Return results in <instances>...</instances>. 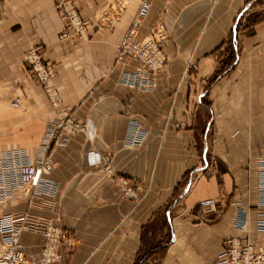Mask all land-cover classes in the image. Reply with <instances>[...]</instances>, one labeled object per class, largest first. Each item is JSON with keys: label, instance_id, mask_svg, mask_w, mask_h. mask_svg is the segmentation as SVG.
Masks as SVG:
<instances>
[{"label": "crops", "instance_id": "obj_1", "mask_svg": "<svg viewBox=\"0 0 264 264\" xmlns=\"http://www.w3.org/2000/svg\"><path fill=\"white\" fill-rule=\"evenodd\" d=\"M149 1L138 37L164 24L168 59L151 75V89H137L120 80L140 62L118 60V53L140 0H75L87 22L86 39L60 38L67 22L55 0H0V155L22 148L35 159L48 125L67 108L90 131L79 129L53 147L55 195L18 191L0 202V216L55 217L56 205L74 245H63L64 255L50 264H213L227 238L245 235L236 226L239 209L249 212L251 240L261 237L255 223L257 159L264 153V0ZM242 14L238 60L226 71ZM32 46L43 49L53 67L64 98L57 107L22 71V56ZM139 135L141 144H127ZM206 141L211 164L189 190ZM90 151L109 154L117 175L148 192L138 201L124 198L108 175L96 173ZM220 195L227 198L223 213L201 214L199 202ZM20 241L23 264H48L40 234L24 232Z\"/></svg>", "mask_w": 264, "mask_h": 264}, {"label": "built area", "instance_id": "obj_2", "mask_svg": "<svg viewBox=\"0 0 264 264\" xmlns=\"http://www.w3.org/2000/svg\"><path fill=\"white\" fill-rule=\"evenodd\" d=\"M56 7L62 12L67 22V27L60 34L61 39L88 37L87 22L81 16L74 0H55ZM130 1V0H127ZM151 9L149 0H140V6L132 24L125 31L119 44L118 60L131 58L140 62V66L126 72L120 82L137 89H151L153 87L152 74L159 72L165 66L167 55L164 50V41L167 40V31L164 24L156 25L151 34L139 38L138 33L143 20ZM237 25L235 26V31ZM44 50L32 46L22 56V71L33 78L45 92L50 104L54 107L64 101L63 95L54 82L53 67L44 58ZM196 67V65H192ZM14 89L18 86L14 85ZM21 96L17 95L14 103H21ZM80 128L66 109L62 118L51 122L45 132L43 141L39 147L35 159H31L22 148H14L2 151L0 155V202L12 200L18 191L32 192L33 194L55 195L57 185L50 178V173L55 168L53 160V147L66 144L72 135ZM142 135L129 139L127 144L139 145ZM210 145L206 141L201 152V163L189 184L190 190L196 183L197 173L206 170L211 164ZM89 163L96 167L98 175H108L110 180L120 188L124 198L138 201L142 198V192L149 190L140 182H133L129 178L117 175L112 168L110 155H102L94 151L88 152ZM256 194L260 209L257 213L255 229L260 234L257 243L253 242L249 235V212L239 209L240 217L236 226L245 232L242 236L227 238L213 264H264V153L257 159ZM226 196L206 198L199 202L201 214L204 216L221 215L224 210L223 202ZM236 201L229 200L228 204L236 205ZM55 217H47L32 212L7 213L0 216V264H21L26 259V253L20 242L23 232H33L43 237L42 260L45 263H53L60 259L64 253L63 245L69 250L73 243L67 241L68 237L59 223L60 212L56 205L52 206ZM242 215V217H241ZM68 252V251H66Z\"/></svg>", "mask_w": 264, "mask_h": 264}, {"label": "rangeland", "instance_id": "obj_3", "mask_svg": "<svg viewBox=\"0 0 264 264\" xmlns=\"http://www.w3.org/2000/svg\"><path fill=\"white\" fill-rule=\"evenodd\" d=\"M75 1V0H74ZM132 1H134V0H132ZM250 1H252V0H249V2H248V4L250 5L251 3H250ZM249 5H247V6H249ZM77 7H78V10H79V12H80V14H81V16H82V13H81V11H80V9H79V6L77 5ZM83 17V16H82ZM244 18H245V16H244V14H242L241 16H239V18H238V20H237V30H236V38H237V40L239 39V35H240V31H241V21L242 20H244ZM252 20H253V18H251ZM243 23H245V22H243ZM249 23H252L250 20H249ZM248 28H250V27H248ZM251 29V28H250ZM250 29H249V31L248 32H250ZM242 33V32H241ZM167 34H168V36H169V33H168V31H167ZM237 40L235 41V40H233V38L231 37L230 38V40H229V44H228V48H229V62L227 63V64H225V61H226V57H227V55H226V50L225 51H223V52H220V55H219V59L221 60V62H219V64L220 63H223V64H225L226 66H227V68H231L232 66H233V64H234V62H236V60H238V51H237V49H238V42H237ZM164 42H166V40L164 41ZM165 44V43H164ZM228 48H227V52H228ZM235 48V49H234ZM168 59V58H167ZM166 64V63H165ZM225 66V67H226ZM226 70V69H225ZM209 140V139H208ZM202 149H203V147H202ZM202 151V150H201ZM196 173H193V176L195 175ZM155 264H158L159 263V260H156L155 262H154Z\"/></svg>", "mask_w": 264, "mask_h": 264}, {"label": "bare ground", "instance_id": "obj_4", "mask_svg": "<svg viewBox=\"0 0 264 264\" xmlns=\"http://www.w3.org/2000/svg\"><path fill=\"white\" fill-rule=\"evenodd\" d=\"M126 1H127V0H126ZM130 1H132V0H130ZM127 2H128V1H127ZM150 34H151V33H150ZM150 34H148V35H150ZM148 35H147V36H148ZM131 71H132V70H131ZM122 84H123V83H122ZM124 85H126V84H124ZM127 86L132 87V86H130V85H127ZM83 127H84V126H83ZM83 130H86L88 133L90 132V131L88 130L87 127H84ZM76 133H77V132H76ZM76 133H75V134H76ZM75 134H74V135H75ZM72 136H73V135H72ZM72 136H71V137H72ZM102 155H108V154H102ZM87 158H88V154H87ZM88 161H89V160H88ZM112 168H113V167H112ZM108 177H109V176H108ZM115 186H116V185H115ZM116 187H117V186H116ZM117 188H119V187H117ZM119 189H120V188H119ZM120 191H121V190H120ZM121 193H122V191H121ZM249 221H250V220H249ZM249 226H250V224H249ZM23 233H24V232H23ZM23 233H22V234H23ZM22 234H21V235H22ZM20 238H21V237H20ZM20 242H21V241H20ZM26 260H27V256H26V259H25L24 262H26ZM24 262H23V263H24ZM23 263H21V264H23Z\"/></svg>", "mask_w": 264, "mask_h": 264}, {"label": "trees", "instance_id": "obj_5", "mask_svg": "<svg viewBox=\"0 0 264 264\" xmlns=\"http://www.w3.org/2000/svg\"><path fill=\"white\" fill-rule=\"evenodd\" d=\"M236 31L235 30H233V32H232V34H231V37L233 38V40H237V38H236ZM235 49V48H234ZM230 70V68H228V69H226V71H229Z\"/></svg>", "mask_w": 264, "mask_h": 264}]
</instances>
